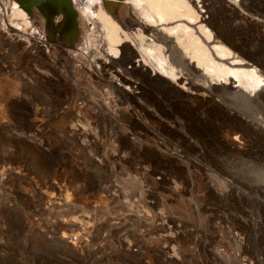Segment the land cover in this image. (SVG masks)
Masks as SVG:
<instances>
[{"label": "rangeland", "instance_id": "1", "mask_svg": "<svg viewBox=\"0 0 264 264\" xmlns=\"http://www.w3.org/2000/svg\"><path fill=\"white\" fill-rule=\"evenodd\" d=\"M23 47L0 39V264H264V148L189 145L129 61Z\"/></svg>", "mask_w": 264, "mask_h": 264}, {"label": "bare ground", "instance_id": "2", "mask_svg": "<svg viewBox=\"0 0 264 264\" xmlns=\"http://www.w3.org/2000/svg\"><path fill=\"white\" fill-rule=\"evenodd\" d=\"M71 6L76 37L67 43L62 13L46 21L35 6L28 12L16 0H0V39L40 52L61 48L70 62L91 52L104 76L129 61L123 71L149 86L153 114L175 118L172 130L189 145L196 143L184 124L207 136L213 131L210 144L220 148H264V0H71ZM123 71L103 80L122 98H139ZM253 177L264 182V174Z\"/></svg>", "mask_w": 264, "mask_h": 264}, {"label": "water", "instance_id": "3", "mask_svg": "<svg viewBox=\"0 0 264 264\" xmlns=\"http://www.w3.org/2000/svg\"><path fill=\"white\" fill-rule=\"evenodd\" d=\"M23 9L30 12L35 6L43 13L46 21H49L54 14L62 13L63 20L67 23V30L62 35V39L71 43L76 37L74 24L75 12L71 6V0H16Z\"/></svg>", "mask_w": 264, "mask_h": 264}]
</instances>
